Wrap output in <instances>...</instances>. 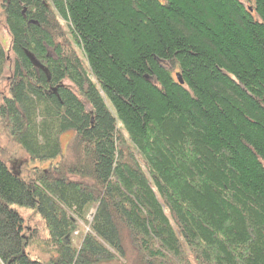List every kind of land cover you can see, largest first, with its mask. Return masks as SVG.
Masks as SVG:
<instances>
[{"label":"trees","instance_id":"trees-1","mask_svg":"<svg viewBox=\"0 0 264 264\" xmlns=\"http://www.w3.org/2000/svg\"><path fill=\"white\" fill-rule=\"evenodd\" d=\"M2 2L0 116L59 161L29 181L0 158V264H104L123 230L141 264H264V0ZM8 59L0 40V81ZM13 204L43 219L47 261Z\"/></svg>","mask_w":264,"mask_h":264},{"label":"rangeland","instance_id":"rangeland-1","mask_svg":"<svg viewBox=\"0 0 264 264\" xmlns=\"http://www.w3.org/2000/svg\"><path fill=\"white\" fill-rule=\"evenodd\" d=\"M2 4L3 2L2 0H0V40L3 42L5 48L7 49L9 59L3 73V77L0 81V106L3 102V98L9 95L10 79L13 73L14 66V56L11 52V35L5 22V14L3 12L4 10ZM67 41H70L69 38L67 39ZM78 54L82 57L84 63L87 65L81 50L80 52H78ZM172 71L174 72V70ZM74 136L75 134L72 131H67L60 135L63 152L65 154V161L71 160L73 158L71 149L74 142ZM0 158L5 161V163L12 171L20 173L21 177L29 181L35 179L40 174L41 170H47L51 166V163L59 161V158L54 160V162L32 160L29 157L28 153L9 133L7 123L1 116ZM139 160L144 165L140 156ZM12 207L17 209L23 216L24 226L27 227L26 234L30 235L34 233L35 235L33 241L27 248L30 257L33 259H41L47 261L50 258V255L54 253V251L50 250L48 252H45V249H48L45 244V240L46 238H48V230L43 219L40 217L39 213L32 207H25L18 204H13ZM95 210V206L92 205L86 216L88 221L92 220V214ZM88 230V225L82 221H79V229L73 235V241L75 245L78 246L80 244L84 233ZM133 242L134 240L133 238H131L129 232L127 230H123V245L125 248V255L113 261L105 262L104 264H141L139 262V257H142V253ZM191 262L193 264H197L193 259H191Z\"/></svg>","mask_w":264,"mask_h":264},{"label":"bare ground","instance_id":"bare-ground-1","mask_svg":"<svg viewBox=\"0 0 264 264\" xmlns=\"http://www.w3.org/2000/svg\"><path fill=\"white\" fill-rule=\"evenodd\" d=\"M25 10H26V8L23 10V12H25ZM29 22H35L34 20H29ZM9 95H10V93H9ZM8 95V96H9ZM8 96H6V97H8ZM3 102H4V98H3ZM2 102V103H3ZM95 202H97V201H93V203H91L89 206H88V211H87V214H88V212H89V209H90V207L93 205V206H95V209H96V206H97V203H95ZM94 213H95V211L93 212V214H92V216L94 215ZM27 230V227H25V231ZM26 233V232H25ZM123 234V233H122Z\"/></svg>","mask_w":264,"mask_h":264},{"label":"water","instance_id":"water-1","mask_svg":"<svg viewBox=\"0 0 264 264\" xmlns=\"http://www.w3.org/2000/svg\"><path fill=\"white\" fill-rule=\"evenodd\" d=\"M176 76H177V78H178V80H179V83L182 84V83H183V80L181 79L180 75L177 73Z\"/></svg>","mask_w":264,"mask_h":264}]
</instances>
